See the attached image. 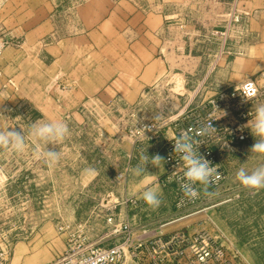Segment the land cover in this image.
I'll list each match as a JSON object with an SVG mask.
<instances>
[{"label":"rangeland","instance_id":"374dc122","mask_svg":"<svg viewBox=\"0 0 264 264\" xmlns=\"http://www.w3.org/2000/svg\"><path fill=\"white\" fill-rule=\"evenodd\" d=\"M82 1L85 0H53L60 10L57 13L62 27H57L59 32L63 34L67 30L65 9ZM120 1L96 0L103 9ZM126 1L144 15L158 12L163 15L164 24L172 27L164 32V52L170 51L167 72L144 98L143 113L132 116L122 108L110 106V103L95 104L91 101L83 108L87 113L84 121L75 118L64 121L71 134L58 145L61 159L49 164L37 157L36 145L27 137L33 122L48 120L42 109L18 94L17 84L11 76H7L0 86V102H4L0 117L5 119L0 121V129L22 128L26 134L23 153L0 149V172L3 173L0 180V230L17 235V244L27 243L33 238L38 243L36 257L45 264L51 263L70 245L96 241L103 231L107 232L109 228L114 231L120 226L119 214L107 210L108 201L105 198L110 193L117 194L125 181L116 182L119 174L127 168L123 167V158L118 153V149L122 148L121 139L128 136L129 129L136 127L141 117L146 120L174 117L204 100L208 95V89L204 88V76L185 72L187 60L182 57L180 61L179 56L187 54L190 49L193 51L192 43L195 42L197 53L208 56L201 64L208 66L214 62L213 54L219 51V47L222 50L226 43L228 29L222 25L226 19L211 10L214 0ZM2 3L3 0H0V6ZM136 15L137 11L132 13L133 25L138 20ZM229 19L239 21L240 17L231 15ZM176 26L180 28H174ZM175 40H179L180 44H173ZM14 43L8 47L15 46ZM116 46L113 45V48ZM108 54L111 55V52L108 51ZM212 78L222 79L218 76ZM237 84L235 82L213 92L215 94ZM63 86L59 85V89L66 90ZM195 98H201L200 102L193 101ZM261 103L264 99L258 104ZM107 135L116 139L118 151L115 154L112 140ZM254 143L251 136L246 142L222 149L220 163L226 171V180L217 189L203 190L205 199L200 208L207 209L199 212L200 220H194V224L204 222L199 230H207L214 239L222 240L229 256L232 258L237 254L241 264H264V189L250 191L242 187L236 178L241 167L251 172L264 165V154L250 152ZM96 164L101 167L98 183L89 187L85 183L91 179V172L87 170ZM128 176L129 171L125 179ZM45 222L49 224L44 225ZM15 252H19L18 247H15ZM128 258L133 260L127 256L119 264H124Z\"/></svg>","mask_w":264,"mask_h":264},{"label":"crops","instance_id":"0c3cea01","mask_svg":"<svg viewBox=\"0 0 264 264\" xmlns=\"http://www.w3.org/2000/svg\"><path fill=\"white\" fill-rule=\"evenodd\" d=\"M214 2L211 10L225 17L222 25L228 29L222 50L219 47V51L213 54L214 62L208 66L201 64L202 60L208 59L207 54L197 53L193 41L194 50L179 56L180 61L182 57L187 60L185 72L204 76V88L208 89L209 96L214 94L213 91L239 83L264 68V0ZM65 10L67 30L62 34L57 30L61 27L57 20L60 10L53 0H3L0 6L4 35L17 43L8 47L0 57V86L7 76H11L17 84L18 94L42 109L48 120L75 118L84 121L87 113L83 108L91 101L110 103L117 108L132 105L167 72L170 51L164 52V32L172 27L164 24L163 15L158 12L144 15L126 0L104 9L96 0H85ZM136 11L138 20L133 25L132 13ZM231 15L240 17V20L229 19ZM127 27L129 29L125 30ZM237 29H241L239 33L235 32ZM115 44L117 46L113 48ZM173 44L179 45L180 41L175 40ZM229 59L231 62H227ZM213 76L222 79H213ZM59 85L68 88L61 90ZM200 99L193 101L200 102ZM3 104L0 102V108ZM0 121L4 122V117H0ZM107 136L112 140L113 153L119 150L123 167H129V176L117 194L110 193L105 198L107 210L119 214L120 226L115 227L116 232L112 228L103 231L95 242L114 244L122 238L118 230L125 222L132 225L135 239L145 228L155 231V235H171L179 229L194 233L204 226V222L194 224V220L202 218L201 213L170 221L174 216L173 190L163 186L161 178L165 172L164 143L173 137L172 125L164 129L158 141L133 142L126 136L121 139L122 148L118 150L116 139ZM144 152L149 157L158 154L163 161L157 166L148 164L147 172L136 176L130 170V164L135 166ZM88 169L94 171L85 184L95 187L101 167L96 164ZM149 187L159 194L161 204L157 208L149 207L142 199V192ZM17 247L19 252L14 253L12 264H45L36 257L38 243L33 238L27 243H18ZM151 254L147 246L141 250L138 259L128 258L124 264H153ZM174 258L178 260L179 257Z\"/></svg>","mask_w":264,"mask_h":264},{"label":"built area","instance_id":"2783aa9c","mask_svg":"<svg viewBox=\"0 0 264 264\" xmlns=\"http://www.w3.org/2000/svg\"><path fill=\"white\" fill-rule=\"evenodd\" d=\"M13 43L5 37L0 25V56ZM14 44L17 45V43ZM67 88V85L63 86V89ZM154 88L147 91L136 103L123 105L122 109L132 116L143 113V100ZM244 96H247L249 100H246ZM263 99L264 69H261L255 76L246 78L237 85L222 89L174 117L151 120L141 117L136 127L129 129L128 137L133 142L145 138L158 141L162 137L164 129L169 125L173 126V137L164 143L165 172L161 178V184L171 187L173 190L174 216L170 220L171 222L183 220L207 209L200 208L205 199L203 190L219 188L227 177L226 171L220 163L224 142L231 146L246 142L251 138L250 131L247 128L241 130V126L251 119L249 115L251 109L254 111L255 106ZM210 123L217 132L207 129L210 135L201 136L200 128ZM184 133H189L197 140L205 142L199 146L198 150L219 170V175L213 183L196 186L199 195L194 199L184 197L176 179L178 175L182 174V169L177 166L179 161L178 155L174 153L173 142ZM128 171L129 167L120 173L124 177L123 179L127 177ZM132 203L136 205V200H133ZM118 232L122 234V238L114 244L102 245L93 241L70 245L49 264H119L127 256L138 259L141 250L147 246L152 253L150 258L153 264H241L237 254L231 258L222 240L214 239L210 232L204 229L194 233L179 229L171 235H155V231L145 228L142 235L135 239L132 225L125 222ZM16 237L17 235L0 230V264H12L18 242ZM174 256H178V260Z\"/></svg>","mask_w":264,"mask_h":264},{"label":"clouds","instance_id":"9594fccd","mask_svg":"<svg viewBox=\"0 0 264 264\" xmlns=\"http://www.w3.org/2000/svg\"><path fill=\"white\" fill-rule=\"evenodd\" d=\"M244 98L249 100L247 96H244ZM249 115L251 119L241 126V130L247 128L255 140V143L250 148V152L252 154H264V103L256 105L254 111L251 109ZM207 129L217 132L210 123L200 128V135H210ZM70 134L71 130L66 122L60 119H51L33 122L29 126L27 137L36 145V155L38 158H43L49 164H55L62 156L58 145ZM204 143L189 133L178 136L173 142L174 153L178 155L179 163L177 166L182 169V174L176 177L177 183L184 197L189 199L198 197L197 185H209L219 175L216 165H212L211 161L207 160L198 150L199 146ZM223 146L228 147L227 142H224ZM25 148L26 134L24 129L19 128L18 130L16 127L0 129V149L13 153H23ZM160 161H163L160 155L157 154L149 157L144 152L140 156V161L135 166L130 164V170L136 176H142L147 172L146 166L148 164L157 166ZM87 171L92 172L94 170L88 169ZM123 178L120 174L116 182H119ZM236 178L245 189L253 192L262 190L264 189V165L256 167L251 172L241 167L236 173ZM2 179L3 173L0 172V180ZM142 199L151 208H157L161 204L158 192L150 187L142 192Z\"/></svg>","mask_w":264,"mask_h":264}]
</instances>
